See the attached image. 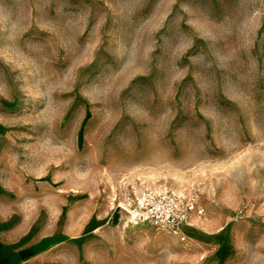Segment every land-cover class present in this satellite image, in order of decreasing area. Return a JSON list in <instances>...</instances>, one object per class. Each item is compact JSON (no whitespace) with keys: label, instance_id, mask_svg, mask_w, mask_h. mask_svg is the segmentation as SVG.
Wrapping results in <instances>:
<instances>
[{"label":"rangeland","instance_id":"374dc122","mask_svg":"<svg viewBox=\"0 0 264 264\" xmlns=\"http://www.w3.org/2000/svg\"><path fill=\"white\" fill-rule=\"evenodd\" d=\"M0 217L42 264H264V0H0Z\"/></svg>","mask_w":264,"mask_h":264},{"label":"built area","instance_id":"2783aa9c","mask_svg":"<svg viewBox=\"0 0 264 264\" xmlns=\"http://www.w3.org/2000/svg\"><path fill=\"white\" fill-rule=\"evenodd\" d=\"M134 214L139 221H149L182 237V227L191 224L193 216L202 215L203 207L194 197L184 199L172 192L144 191L135 199Z\"/></svg>","mask_w":264,"mask_h":264},{"label":"crops","instance_id":"0c3cea01","mask_svg":"<svg viewBox=\"0 0 264 264\" xmlns=\"http://www.w3.org/2000/svg\"><path fill=\"white\" fill-rule=\"evenodd\" d=\"M11 221V217H0V264H42L47 239Z\"/></svg>","mask_w":264,"mask_h":264}]
</instances>
